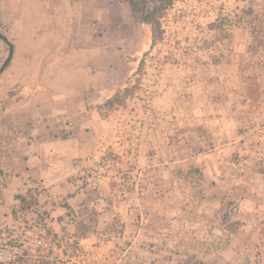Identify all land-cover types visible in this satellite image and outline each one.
I'll use <instances>...</instances> for the list:
<instances>
[{
  "label": "rangeland",
  "instance_id": "374dc122",
  "mask_svg": "<svg viewBox=\"0 0 264 264\" xmlns=\"http://www.w3.org/2000/svg\"><path fill=\"white\" fill-rule=\"evenodd\" d=\"M75 2L103 123L29 166L0 128V263L264 264V0H174L156 43L128 0Z\"/></svg>",
  "mask_w": 264,
  "mask_h": 264
},
{
  "label": "crops",
  "instance_id": "0c3cea01",
  "mask_svg": "<svg viewBox=\"0 0 264 264\" xmlns=\"http://www.w3.org/2000/svg\"><path fill=\"white\" fill-rule=\"evenodd\" d=\"M75 5V0H0V7L11 9L15 39L12 59L0 74V128L22 131L17 142L26 141V166L34 159L43 163L47 150L64 145L83 149L87 129L103 123L90 108L91 95L99 100L105 93L96 90L101 80L87 65L82 67L78 33L72 27L77 23L71 13ZM61 133L69 137L60 138ZM249 204L246 199L241 204L248 220L253 216Z\"/></svg>",
  "mask_w": 264,
  "mask_h": 264
},
{
  "label": "trees",
  "instance_id": "16d2710c",
  "mask_svg": "<svg viewBox=\"0 0 264 264\" xmlns=\"http://www.w3.org/2000/svg\"><path fill=\"white\" fill-rule=\"evenodd\" d=\"M128 2L132 11L137 15L139 22L150 29L153 43H156L157 40L160 39L161 30L159 20L164 12L173 4L174 0H128ZM0 35L2 34L0 33ZM124 93L126 94V89ZM125 94H115L108 100V104L121 101ZM27 193L29 194L30 192L28 191ZM16 200L19 202L20 209L23 211L31 210L36 206L35 202L30 203L23 196L16 197Z\"/></svg>",
  "mask_w": 264,
  "mask_h": 264
},
{
  "label": "water",
  "instance_id": "95a60500",
  "mask_svg": "<svg viewBox=\"0 0 264 264\" xmlns=\"http://www.w3.org/2000/svg\"><path fill=\"white\" fill-rule=\"evenodd\" d=\"M0 38L3 42H5L9 46L8 56L4 60L3 64L0 66V74H2V72L7 68V66L9 65L12 59L14 48L13 45L8 41V39L5 36L0 35Z\"/></svg>",
  "mask_w": 264,
  "mask_h": 264
}]
</instances>
